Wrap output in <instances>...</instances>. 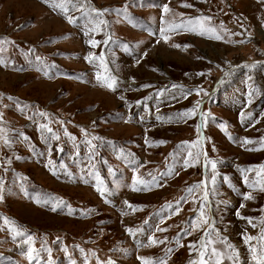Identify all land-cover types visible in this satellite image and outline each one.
<instances>
[{"label": "rangeland", "instance_id": "obj_1", "mask_svg": "<svg viewBox=\"0 0 264 264\" xmlns=\"http://www.w3.org/2000/svg\"><path fill=\"white\" fill-rule=\"evenodd\" d=\"M76 3L0 0V264H256L264 0Z\"/></svg>", "mask_w": 264, "mask_h": 264}, {"label": "snow or ice", "instance_id": "obj_2", "mask_svg": "<svg viewBox=\"0 0 264 264\" xmlns=\"http://www.w3.org/2000/svg\"><path fill=\"white\" fill-rule=\"evenodd\" d=\"M65 4L68 5V6H73V7H78V8L80 7V6L76 3V0H65ZM126 7H128V5H125V8H126ZM64 10H65V11H68L69 8H68V7H65ZM81 11H83V10L81 9ZM93 11L96 13V15H95V16L89 15V20L94 22V21H96V20L102 15V13H103L104 11H108V10H107V9H104V10H95V9H93ZM163 11H164V12H168V11H169V8H168L167 5H164V6H163ZM79 19H81V17H71V18L69 19V23H76ZM209 19H210V18H209ZM100 23H101V24H104V23H106V22H104V21L101 20ZM108 42H109L108 40H105V41H104L105 44H107ZM90 44H92L93 46H95V45L97 44V42H96L95 40H93V41H90ZM3 51H4V49H3V48H0V53H2ZM85 59H88V57H85ZM101 59H103V54H101ZM37 60H39V57H37ZM3 63H4L3 56L0 55V64H3ZM21 70H22V69H21ZM115 85H116V80H115V78H112V82H111L108 86H109L110 88H112L113 90H115ZM144 87H148V85H144ZM200 91H202V90L197 89V90H196L197 94H199ZM8 99H9V100H12L13 98H12V97H8ZM147 99H150V97L145 98V100H147ZM140 103H141V102H139V101L137 102V104H140ZM194 112H195V109H189V110L186 111L185 115H188V114H190V113H194ZM41 115H43V113H41ZM250 116H251V113H249V117H250ZM48 131L51 132L52 130L49 128ZM66 135H67V133H66ZM52 138H53V139H58V137H56V136H53ZM0 139H3V141H4L5 144L10 143V141H9V140L7 139V137H6V133H5V130H4L3 128H0ZM93 139H99V138H98V137H93ZM251 142H252V141H250V140H248V139H245V140H244V143H251ZM89 147H90V158H92V157L94 156V154H95V148H96V146L93 145V144H91V142H89ZM60 150L62 151V149H60ZM121 152H123V149H121ZM77 154H78V153H77ZM189 156L191 157L192 154L189 153ZM197 158H198V156H197ZM187 163H188V160L186 159V160H185V164H187ZM205 163H206V166H207V164L210 163V164H211V168H212L213 170L216 169V162H215V161H209V160L207 159V157H206V158H205ZM260 167H261L262 171H264V165H261ZM249 170H250V169H249ZM109 171L112 172V173L114 174V170L109 169ZM241 171H245V170H244V169H241ZM54 174H55V173H54ZM224 179H225V181L228 180V178H227L226 176L224 177ZM211 181H212V183H213V185H214L215 182H216V174H213V175L211 176ZM152 182H153V183L156 182V178H155V177H153V181H152ZM244 183H245L246 186L254 187V184H252V183L249 181V179H248L247 177L244 178ZM3 187H4L3 184H0V191L3 190ZM134 190H136V189H134ZM260 190H261V191H264V187H262ZM188 191H189V193H191L192 189L189 188ZM0 198H2V197H0ZM243 199H244V200H251V199H253V197H252L250 194H246V195L243 196ZM126 203H127V202H126ZM224 203L227 204L226 201H225ZM241 207H244V205L241 204ZM52 211H56V206H53V207H52ZM176 211H177V212L179 211V205H178V204H177V207H176ZM201 212H203V207H201ZM236 215H237L238 218L249 220V222H251V220H252V218H250V217H242V216L240 215L239 210L236 211ZM144 223L147 224L148 221L146 220ZM262 223H264V221H262ZM157 230H158V231H164V230H166V229H159V228H158ZM11 231H12V230L9 229V232H11ZM126 231H127L130 235H132L133 237H135L136 234H137V231H141V230L138 229V230L134 231L133 229L128 228V229H126ZM207 235H209V233L205 232V233H204V236H207ZM261 235L264 236V228H262V230H261ZM23 236H24V233H23L22 231H20V230H17V231H16V235L13 237V239H16V238H22ZM30 239H31V237H28L27 240L24 241V243H27V241L30 240ZM150 239H151V238H150ZM244 239H245V242L247 243L248 241H250V240L252 239V237H250V236H245ZM223 241L226 242V241H227V238H226V237L223 238ZM160 243H163V241H160ZM200 243H201L202 245L204 244V237L201 238ZM189 247H191V245H189ZM228 247H229L230 249H233V251H235V249H234V247H233L232 245H228ZM249 250L253 253L252 259H253V261L256 262V264H264V250H261V251L259 252V254H257V249H255V248H250ZM28 255H29V259H30V261H31V260H32V249H28ZM201 255L203 256L204 253H201ZM212 255L216 256V255H221V254L218 253L217 250L214 248V249L212 250ZM228 258H229V259H232L231 256L228 257ZM236 258H238V253H236ZM138 259H139V258H138ZM36 264H39V261H36ZM49 264H51V261H49ZM69 264H75V261L71 260L70 257H69ZM106 264H115V261L109 260V261L106 262ZM144 264H148V261H145ZM200 264H205V262H204V261H201ZM216 264H220V261H217Z\"/></svg>", "mask_w": 264, "mask_h": 264}]
</instances>
